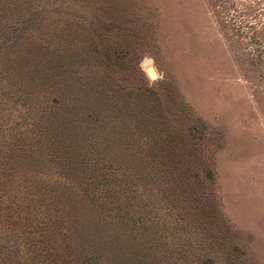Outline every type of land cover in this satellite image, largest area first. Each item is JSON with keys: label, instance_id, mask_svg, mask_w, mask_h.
Segmentation results:
<instances>
[{"label": "rangeland", "instance_id": "rangeland-1", "mask_svg": "<svg viewBox=\"0 0 264 264\" xmlns=\"http://www.w3.org/2000/svg\"><path fill=\"white\" fill-rule=\"evenodd\" d=\"M158 99L170 135L194 125L211 152L206 220L264 264V0H0V264H69L57 220H100L91 199L137 186L123 164L99 187L103 159L142 156L108 117Z\"/></svg>", "mask_w": 264, "mask_h": 264}, {"label": "trees", "instance_id": "trees-1", "mask_svg": "<svg viewBox=\"0 0 264 264\" xmlns=\"http://www.w3.org/2000/svg\"><path fill=\"white\" fill-rule=\"evenodd\" d=\"M157 104L156 108L148 102L144 107L124 103L123 107L117 105L113 117H108L121 121L117 127L109 122L115 132L112 134L123 139L125 148L139 150L142 156L103 159L105 179H98L99 187L107 189L108 178L116 180V173H121L118 170L126 164V174L138 188L131 186L124 198L122 192L121 196L117 193L112 198H96L98 203L91 199L94 210L102 214L100 220H57L52 231L68 248L69 264L238 263L236 246L223 243L225 235L220 225L206 220L210 215L204 213L209 204L215 203L212 196L216 187L211 152L200 154L204 138L194 134V125L170 135L164 127L159 99ZM133 106L136 109L132 111ZM59 122L57 116L54 124ZM101 122L107 123V118L100 116L93 124L99 139H103L100 130L105 125L97 129ZM60 140L62 145L74 142L69 134L60 136ZM69 143L64 146L69 148L67 152L78 156L77 151H85L83 145L78 148ZM114 216L117 220H112ZM213 248L219 250L213 252Z\"/></svg>", "mask_w": 264, "mask_h": 264}, {"label": "water", "instance_id": "water-1", "mask_svg": "<svg viewBox=\"0 0 264 264\" xmlns=\"http://www.w3.org/2000/svg\"><path fill=\"white\" fill-rule=\"evenodd\" d=\"M144 72L149 80H155L157 78V74L152 64L146 66Z\"/></svg>", "mask_w": 264, "mask_h": 264}, {"label": "bare ground", "instance_id": "bare-ground-1", "mask_svg": "<svg viewBox=\"0 0 264 264\" xmlns=\"http://www.w3.org/2000/svg\"><path fill=\"white\" fill-rule=\"evenodd\" d=\"M149 64H150V63H148L146 66H148ZM146 66H145V67H146Z\"/></svg>", "mask_w": 264, "mask_h": 264}]
</instances>
